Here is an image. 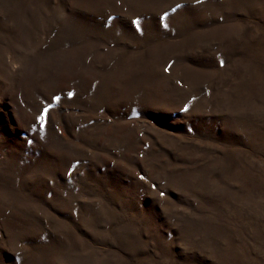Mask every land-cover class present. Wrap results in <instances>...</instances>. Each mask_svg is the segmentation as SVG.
<instances>
[{
    "label": "rangeland",
    "instance_id": "1",
    "mask_svg": "<svg viewBox=\"0 0 264 264\" xmlns=\"http://www.w3.org/2000/svg\"><path fill=\"white\" fill-rule=\"evenodd\" d=\"M0 264H264V0H0Z\"/></svg>",
    "mask_w": 264,
    "mask_h": 264
},
{
    "label": "snow or ice",
    "instance_id": "2",
    "mask_svg": "<svg viewBox=\"0 0 264 264\" xmlns=\"http://www.w3.org/2000/svg\"><path fill=\"white\" fill-rule=\"evenodd\" d=\"M45 112H47V109H45ZM38 119H39L40 121H44L45 117H44V115H41V116L38 117Z\"/></svg>",
    "mask_w": 264,
    "mask_h": 264
}]
</instances>
